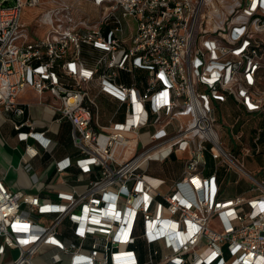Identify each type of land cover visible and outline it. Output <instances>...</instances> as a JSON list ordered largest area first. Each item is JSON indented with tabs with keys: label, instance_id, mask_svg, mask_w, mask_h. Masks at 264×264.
<instances>
[{
	"label": "built area",
	"instance_id": "built-area-1",
	"mask_svg": "<svg viewBox=\"0 0 264 264\" xmlns=\"http://www.w3.org/2000/svg\"><path fill=\"white\" fill-rule=\"evenodd\" d=\"M92 1L95 18L78 0H0V107L22 115L16 99L25 87L49 91L59 104L47 108L71 123L80 152L56 160L55 170L95 174L54 201L11 191L0 177V264H34L44 246L57 250L49 264H60L61 253L69 264H264V178L243 168L241 158L254 149L242 126L231 134L233 154L215 116L228 97L245 113L264 115V0ZM25 6L42 7L35 23L43 35L31 37ZM101 93L123 115L107 131L93 123ZM143 122L157 126L146 141ZM13 127L19 140L34 141L24 162L48 149L50 138L31 120ZM181 146H189L184 172L160 195L144 166ZM207 153L248 176L258 193L221 199L216 173L204 174ZM41 215L50 223H39ZM65 219L75 241L59 236Z\"/></svg>",
	"mask_w": 264,
	"mask_h": 264
},
{
	"label": "crops",
	"instance_id": "crops-1",
	"mask_svg": "<svg viewBox=\"0 0 264 264\" xmlns=\"http://www.w3.org/2000/svg\"><path fill=\"white\" fill-rule=\"evenodd\" d=\"M82 4L83 1H88L91 3L96 13H91L86 7L79 6L89 13L93 18H95L100 12L99 7L93 4L92 0H78ZM38 12L42 10V7L37 8ZM24 23L30 30V35L32 38L39 37L43 35L44 29L39 28L35 20L32 22L31 26L27 24V21L23 19ZM30 22V20L28 21ZM35 23V25H33ZM132 24V32L134 30V22ZM40 29L37 30L35 27ZM88 50L84 47V51ZM94 54L95 50H92ZM87 66L92 67L94 64L93 57H88L87 60H83ZM143 73L136 71V79L138 80L137 86L142 89L143 84L141 83V75ZM92 95L97 93V88L95 86L91 89ZM97 109L94 111L93 123L97 129L107 131L113 124V121H121L123 119L122 113L115 115L117 107L119 104L113 98L105 95L99 94L96 97ZM17 103L25 108V112L22 115H16L12 112H6L0 107V177L4 180L5 184L11 191H26L35 195L40 196L42 200L54 201L56 200V193L58 191L70 192L73 188L81 190L85 183L90 179L94 178L95 174H80L79 170L75 166H71L68 169L57 172L54 168V163L56 160H60L69 157L74 160L80 155L79 150L74 146L71 136L72 126L71 123L62 118L58 120L59 114L50 111L47 108V104H59V99L51 94L49 91H45L41 95L37 94L30 86L25 87L17 96ZM225 108V118L224 124L228 130L229 135L232 137L233 131L235 132L240 126L244 127L242 122L243 118L248 117L249 120L260 119L264 120V115L261 113L247 114L242 111L241 107L233 100V98L228 97L226 101L217 104L218 107ZM25 119L31 120L35 130L39 132H44L45 136L50 138V143L48 149H40L37 156L27 159L24 162L23 154L24 148L27 143L34 144V141L29 139L28 141L19 140L17 137V131L13 127V122H21ZM218 125V122H217ZM99 126V127H98ZM65 129V138L63 140L59 139V134L61 129ZM156 125L142 123L140 128V139L146 141L150 133L156 130ZM23 130H28L27 127H23ZM220 135V134H219ZM221 141V138H220ZM245 141L252 146L254 153L259 151L258 148V136H256L252 141L250 139H245ZM212 157L210 154H206ZM189 157V146H181L176 149L167 150L161 152L160 154L154 156L149 160V162L144 166V176L146 180L154 187L155 191L162 195L171 190L173 183L181 178L186 160ZM159 158L160 160L170 159V162L174 160H183L184 169L179 178L174 179L173 183H167V178H162L149 174L147 171L150 168L151 161ZM213 158V157H212ZM243 158V157H242ZM241 158V159H242ZM207 165V160H206ZM215 172L217 176V182L219 186V197L221 199H230L236 196L252 197V195L236 194L228 195L223 192V179L218 174L216 170H204L205 175H209ZM264 178V177H262ZM163 186L164 191L160 192L159 187ZM36 220L47 225L50 223V215H41L36 218ZM59 236L64 241H75V237L71 231V225L68 219H65L61 226H59ZM50 246H44L42 253L36 255L33 258L34 264H49V256L51 253L56 252ZM15 254V251L7 252V257ZM62 255V261L60 264H69V258L67 254ZM144 257V247L142 249L141 258Z\"/></svg>",
	"mask_w": 264,
	"mask_h": 264
},
{
	"label": "rangeland",
	"instance_id": "rangeland-1",
	"mask_svg": "<svg viewBox=\"0 0 264 264\" xmlns=\"http://www.w3.org/2000/svg\"><path fill=\"white\" fill-rule=\"evenodd\" d=\"M82 7H86L91 13H96V10L93 8L90 2L83 1L82 4L79 3ZM39 14L38 9L35 7H27L23 8L22 17L27 21V24L31 26L32 22L35 20L36 16ZM30 20V22H28ZM125 22V21H123ZM35 25V23H33ZM117 24H113L112 27ZM35 27V26H34ZM33 29V28H32ZM32 29H28L29 32ZM35 29L40 30L35 27ZM225 108L218 107L215 110V116L218 122L216 126L217 131L220 134L221 143L228 150H232L231 152L235 154L237 152V143L235 140L229 135L226 125L224 124L225 118ZM244 127V140L250 139L251 141L258 136V148L259 151L254 153L252 152L250 155H246L241 159L244 170L256 178L260 180L264 177V120L253 119L249 120L248 117L243 118L242 122ZM65 138V129H61L59 134V139L63 140ZM170 159L160 160L156 158L151 161L150 168L147 171L149 174L159 176L162 178H167V183H173V178H179L184 169V161L183 160H174L173 162L169 161ZM207 165L205 166V170H216L218 174L223 179V192L228 195H236V194H244V195H252L258 193V190L255 188V183L242 172L237 170L235 167H230L227 162L221 161V158H212L207 155ZM160 192L164 191V187L161 186L158 189ZM4 264H9L6 262Z\"/></svg>",
	"mask_w": 264,
	"mask_h": 264
},
{
	"label": "trees",
	"instance_id": "trees-1",
	"mask_svg": "<svg viewBox=\"0 0 264 264\" xmlns=\"http://www.w3.org/2000/svg\"><path fill=\"white\" fill-rule=\"evenodd\" d=\"M136 247H137L138 252L141 254L142 253V249H143V244H142V242L140 240H138L136 242Z\"/></svg>",
	"mask_w": 264,
	"mask_h": 264
}]
</instances>
